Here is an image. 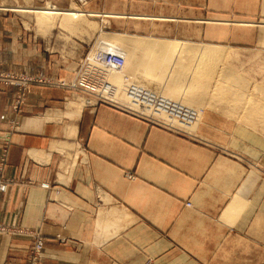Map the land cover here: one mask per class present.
I'll return each instance as SVG.
<instances>
[{"label":"crops","instance_id":"obj_1","mask_svg":"<svg viewBox=\"0 0 264 264\" xmlns=\"http://www.w3.org/2000/svg\"><path fill=\"white\" fill-rule=\"evenodd\" d=\"M180 5L199 23L183 37L264 51V0ZM62 63L0 11L1 67L69 80ZM69 98L56 83H34L16 112L14 87L0 85V223L12 226L0 232V264H25L33 232L44 239L39 264H264V168L256 176L103 101H85L71 120ZM252 122L242 125H264Z\"/></svg>","mask_w":264,"mask_h":264},{"label":"rangeland","instance_id":"obj_2","mask_svg":"<svg viewBox=\"0 0 264 264\" xmlns=\"http://www.w3.org/2000/svg\"><path fill=\"white\" fill-rule=\"evenodd\" d=\"M61 1L62 0H0V11L15 16L17 20L23 22L24 26L30 30L31 35H36L42 42H45L47 50L56 53L57 59L60 58L63 60L59 73H61L63 77L67 76L71 79H43L42 77L7 70L1 66L0 71L15 76H33L37 79H41L44 83H56L58 86L64 87L73 94V98H69L66 103L70 100L78 99L81 100V103H84L86 101L85 99L88 98L91 102L97 100L121 106L128 114L146 119L153 125L165 129L184 140L199 144L214 155L237 161L241 164L243 169L253 170L256 176L259 174V170L264 168V125L245 126L242 124L246 122L252 124V121L256 122L264 119L258 116H254V118H248L247 116L251 114L250 112L253 113V108H256L257 105L259 106V102L264 99V51L220 46L225 53L222 57L223 59L217 62L218 65L215 68V75L221 76L223 75V71H233L232 74L234 73V76L241 78L246 86V88L243 89L236 87L235 90L238 89V91L241 92L239 95L242 99L237 100V94H234L235 103L233 99H231V101L233 100L231 102L229 97L219 95V99L216 100L214 104H212V102H214L213 100L207 101L209 104H207V102H199L201 104H197V110L194 111L191 119H181L167 115L176 110L171 104L173 101H176L179 96L185 95V97H187L188 94L186 93L191 94L193 98L200 96L196 94L198 89L193 90L191 88L185 89L184 92L170 93L168 98L162 99L156 104H150V100L147 101L148 97L145 95L147 93H137L135 94L136 97H139L136 98L139 99L137 106L133 107L124 102V104L121 105L118 104L116 101L117 99L113 101L111 98L114 96H122L121 94H124L123 90H125V87L128 86L130 81L133 83V79L130 78L129 75L127 76V70H125L127 68L122 66L120 62H102L104 66L101 67L100 65V68L99 66L97 67V71L100 72L103 77L108 71L115 72L112 76L106 77V79L110 81L111 86L116 85L111 83L114 81V77L120 80V88L115 92L117 94L111 93V97H108L107 94L110 93L103 87H101L103 90L99 89V91H97L98 89L96 90L95 86L87 84V81L84 82V84L86 83V85H88V87L84 85L86 88L78 86L79 83L76 82L77 74L83 68L82 66L87 54L94 45L96 47L99 44V39L109 36V34L111 36L112 34L124 32L129 35H141L146 38L163 39L164 41L187 40L197 46L210 45L214 44V42L198 41L193 38H187L186 36L183 37L184 33L186 35L196 34L197 31H195L194 28L197 26L198 22L183 19V7L180 5L182 0ZM67 8H75L76 11H80L82 13V20H69L67 15L70 13L67 12L68 14H66ZM203 13L204 16L207 17L206 10H204ZM47 16H49V18H45ZM68 20L71 21L72 24ZM65 21H68L69 24H65ZM61 22L64 24H61ZM201 24L205 26V31L202 32L208 37L213 38L215 33L214 25L206 21ZM104 33L109 34L106 35ZM83 72L87 73L86 71H81V73ZM174 78L175 74L171 73L168 77L169 83H173L175 80ZM160 81V79H154L150 76L148 78L142 76L137 78L138 83H157ZM34 83L37 82H33L32 84ZM184 84H188L187 80ZM0 85L7 86L4 84ZM9 86L15 89L14 108L17 99V86ZM122 87H124V89ZM151 87L152 89L147 91L158 90L157 92H159V90H164L160 87ZM144 88L142 90H146ZM121 89H123L122 93ZM172 89L174 90V88ZM220 98L222 100H220ZM223 99H227L226 101L228 102L225 101L224 103ZM187 102L190 103V101ZM21 105L19 106V110L15 108L14 110L19 112ZM230 105H232V107ZM233 105H235V107ZM227 108L228 110H226ZM250 109L252 110L250 111ZM4 161V158H1L0 164L3 165ZM128 177H131V175L128 174ZM0 180L7 184V180L2 178H0ZM6 190L7 185L5 190H0V193ZM185 205L190 206V202L185 201ZM9 227L12 226L0 223V232L6 231ZM16 231L20 233L27 232V230L23 228H18ZM34 233L38 232H33L32 234ZM31 245L26 254L25 264L27 263ZM40 259L37 264L40 263ZM149 263L150 260L147 261V264Z\"/></svg>","mask_w":264,"mask_h":264},{"label":"bare ground","instance_id":"obj_3","mask_svg":"<svg viewBox=\"0 0 264 264\" xmlns=\"http://www.w3.org/2000/svg\"><path fill=\"white\" fill-rule=\"evenodd\" d=\"M61 2H63V0ZM67 9L68 10H66V14H68L67 12L70 13L67 15V17H69V20L71 19H76L80 21L82 20V13L80 11H76L75 8H67ZM45 18H49V16ZM68 21H65V24L66 23L69 24ZM62 22L61 24H64ZM69 22L72 24L71 21ZM99 40H100L99 44L96 47L94 45V47L87 54L82 66L83 68L77 74L76 82L79 83L80 81L83 82L87 81V84H89L90 86H95L96 90L98 89L97 91H99V89H102L101 87H103L108 90V93H110L107 94L108 97L112 96L111 93L117 94L115 92L117 89L120 88V80H117L116 77H114V81L111 83L116 85L111 86L110 81L106 79V77L112 76L115 72L108 71L103 77V75L97 71L98 66L99 68L100 65L101 67L104 66L102 62L103 63L108 62L106 59H103L102 57H101L102 59L99 58V55L105 52L115 53L116 56L120 57V61H119L120 64L127 68L125 69L127 70L126 71L127 76L129 75V77L133 79V83L132 81H130L128 83V86L125 87V90H123L124 87H122L123 89H121V93L122 90L124 91L123 92L124 94H121L122 96L119 97L114 96L111 98L113 99V101L117 99L116 101L118 102V104L122 105L124 103H127V105L129 104L130 106L132 105L133 107L137 106L139 103L138 102L139 99H136L139 97L135 96V94L137 93L138 94L147 93L145 94L148 97L147 101L150 100L149 101L150 104L152 103L156 104L160 100L168 98L170 93L174 94V92H184L185 89L187 90L191 88L193 90L198 89L196 94L200 96L193 98V96H191V94L189 93H186L188 94L187 97H185V95L179 96V98H177L176 101H173V103L171 104V106L176 110H174L173 113L170 112L169 114H167L169 116H174L175 118L191 119L194 114V111L197 110V104H201L202 102L205 103L210 100H213L214 102H212V104H214L216 103V100L219 99V95L223 97L225 96L229 97L230 101L231 99H233L234 103L236 102L234 94H237L236 96L237 100L242 99V97H240L239 95L241 94V92H239L238 89L235 90L236 87L241 89L246 88L245 83L241 78H239L238 76L237 77L234 76L233 75L234 73L232 74L233 71L232 72L223 71L225 74L222 72L223 75L221 76L215 75L216 73L215 68L218 65L217 62H219L220 59H223L222 57L224 56L225 53L220 48V45L210 44V45L197 46L194 45V43L189 42L187 40L164 41L163 39L146 38L141 35L140 36L129 35L124 32L116 33L114 35L112 34L111 36L109 34V36H105ZM81 71H86L87 73L84 72L81 73ZM171 73L175 74V78H174L175 80L173 81V83H169L168 81V77L170 76ZM140 76L145 78H148L150 76L154 79H160L161 81L157 83L155 82L138 83L137 78H139ZM186 80L188 82L187 85L184 84ZM84 85L88 87L86 83ZM151 86L160 87L161 89L164 90H159V92H157L158 90L150 91V92L147 91L152 89ZM143 88L146 90H142ZM172 88H174L175 91ZM91 91L94 92L93 90ZM221 98L220 100H222ZM87 99L88 98L85 99L86 102H89L90 100ZM223 100L225 103L226 100L225 99ZM187 101H190V103ZM263 101L259 102L260 103L259 106L257 105L256 108L255 107L253 108L255 112L254 111L253 113L250 112L251 114L249 113L250 115H247L248 118H254V116L255 117L258 116L261 119L264 118ZM82 104L83 103H81V100L79 99L68 101L66 103L67 110L65 109H64L65 111L63 110L66 117L70 118L71 120L77 118L81 112ZM207 104L209 103L207 102ZM230 106L232 107V105ZM233 106L235 107V105ZM228 108L226 110H228ZM251 110L252 109H250V111ZM72 127L73 126L70 127V131L68 130L69 134H72V132L75 131L73 130Z\"/></svg>","mask_w":264,"mask_h":264},{"label":"built area","instance_id":"obj_4","mask_svg":"<svg viewBox=\"0 0 264 264\" xmlns=\"http://www.w3.org/2000/svg\"><path fill=\"white\" fill-rule=\"evenodd\" d=\"M101 57L103 59H106L108 62L119 63L120 61V57L116 56V54L113 52L103 53L99 55V58ZM33 82L40 83L43 81L33 76H26V75L15 76L13 74L0 71V84L17 86V91H16L17 99H16V103L14 104L15 109L19 110V106L21 105L23 101L24 95ZM78 86L82 88H86L84 86L83 81H80ZM6 185L7 184L4 181L0 180V190H5ZM32 237H33V242H32L29 254H28L26 264H37L41 257V252L44 248V239L42 238L40 234L34 233L32 234Z\"/></svg>","mask_w":264,"mask_h":264}]
</instances>
